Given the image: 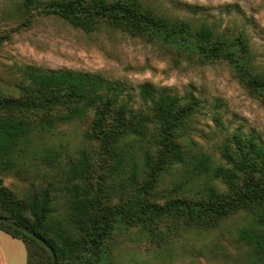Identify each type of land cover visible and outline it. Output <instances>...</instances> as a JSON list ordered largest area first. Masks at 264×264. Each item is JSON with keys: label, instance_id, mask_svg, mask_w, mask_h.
<instances>
[{"label": "trees", "instance_id": "1", "mask_svg": "<svg viewBox=\"0 0 264 264\" xmlns=\"http://www.w3.org/2000/svg\"><path fill=\"white\" fill-rule=\"evenodd\" d=\"M15 6L13 16L22 27L40 8L87 33L106 24L206 59H228L249 88L264 96V73L253 65L244 30L228 37L216 24L169 17L142 0H16ZM9 38L0 37V51ZM18 86L19 96L0 93V173L13 168V152L33 134L69 121L88 125L86 146L65 157L62 149L42 156L43 180L31 182L25 196L0 176V216L43 237L57 264H102L122 227H138L159 242L167 240L161 229L170 222L221 229L235 214L246 218L238 237L254 262L264 264V144L255 135L234 133L223 148L225 164L218 165L185 139L188 122L203 103L194 93L179 96L145 83L136 106L130 92L100 74L36 66H28ZM172 168L179 171L164 190ZM0 229L25 243L27 264H53L50 251L34 238L5 222Z\"/></svg>", "mask_w": 264, "mask_h": 264}, {"label": "rangeland", "instance_id": "2", "mask_svg": "<svg viewBox=\"0 0 264 264\" xmlns=\"http://www.w3.org/2000/svg\"><path fill=\"white\" fill-rule=\"evenodd\" d=\"M15 1L0 0V15H12L0 20V37L10 35L0 51V93L19 96L18 85L28 66L100 74L130 92L136 106L141 104V86L151 83L161 91L179 96L194 93L203 100L188 122L185 139L193 140L216 164H225L223 148L238 131L253 134L264 144V96L249 88L228 59H206L106 24L87 33L40 8L31 15L30 24L22 27L13 16ZM142 1L163 15L197 26L204 21L216 24L220 33L229 32L228 37L244 30L252 45L253 65L264 73V0ZM87 128L84 120L63 122L50 132H37L24 140L12 154L13 168L0 173L4 184L25 196L31 182L39 185L43 180L42 156L56 149L64 150V157L77 152L87 145ZM101 161L99 157L98 166ZM178 171L172 168L165 175L164 190ZM213 183L225 188L219 179ZM245 222L241 214L224 220L221 229L188 228L182 222H170L161 229L167 240L159 242L138 227H122L114 235L109 259L105 257L102 264H258L250 247L238 237V228Z\"/></svg>", "mask_w": 264, "mask_h": 264}, {"label": "crops", "instance_id": "3", "mask_svg": "<svg viewBox=\"0 0 264 264\" xmlns=\"http://www.w3.org/2000/svg\"><path fill=\"white\" fill-rule=\"evenodd\" d=\"M0 264H27L25 243L0 229Z\"/></svg>", "mask_w": 264, "mask_h": 264}, {"label": "water", "instance_id": "4", "mask_svg": "<svg viewBox=\"0 0 264 264\" xmlns=\"http://www.w3.org/2000/svg\"><path fill=\"white\" fill-rule=\"evenodd\" d=\"M0 222H5L7 224H10L16 227L17 229L21 230L25 234L29 235L30 237L34 238L35 240H37L39 243H41L45 248H47L50 251L52 255V259H53V264H57V256H56L54 248L50 246L49 243L43 237H41L40 235H38L31 229L27 228L26 226L18 224L6 216H0Z\"/></svg>", "mask_w": 264, "mask_h": 264}]
</instances>
